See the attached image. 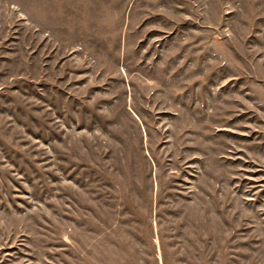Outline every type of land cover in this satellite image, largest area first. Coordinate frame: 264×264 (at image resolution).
<instances>
[{
	"label": "rangeland",
	"instance_id": "1",
	"mask_svg": "<svg viewBox=\"0 0 264 264\" xmlns=\"http://www.w3.org/2000/svg\"><path fill=\"white\" fill-rule=\"evenodd\" d=\"M0 264H264V0H0Z\"/></svg>",
	"mask_w": 264,
	"mask_h": 264
}]
</instances>
